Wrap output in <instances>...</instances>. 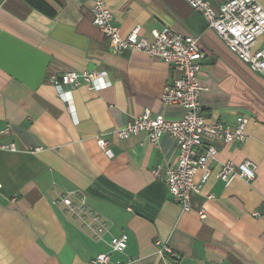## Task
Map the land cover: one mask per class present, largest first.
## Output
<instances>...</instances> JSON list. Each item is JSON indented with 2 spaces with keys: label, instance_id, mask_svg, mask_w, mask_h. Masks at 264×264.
Instances as JSON below:
<instances>
[{
  "label": "crops",
  "instance_id": "crops-1",
  "mask_svg": "<svg viewBox=\"0 0 264 264\" xmlns=\"http://www.w3.org/2000/svg\"><path fill=\"white\" fill-rule=\"evenodd\" d=\"M95 1L0 0V131L7 129L2 141L16 147L0 151V264H90L105 252L104 242L54 204L72 192L106 225L105 242L127 235L114 260L264 264V78L232 55L183 0H101L122 37L134 26L149 42L151 31L162 28L197 37L204 117L230 127L239 115L249 119L246 141L218 146L216 164L250 160L254 180L225 186L213 178L200 193L190 192L184 212L152 174L175 164L172 138L164 135L152 146L144 133L126 140L115 135L144 111L179 119V107L160 101L179 75L141 52H111L92 23ZM207 1L217 8L229 0ZM255 1L264 10V0ZM254 49H264V34ZM84 71L104 72L109 87L79 86L70 99H60L52 81ZM98 137L111 156L98 148ZM156 240L175 253V262Z\"/></svg>",
  "mask_w": 264,
  "mask_h": 264
},
{
  "label": "built area",
  "instance_id": "built-area-1",
  "mask_svg": "<svg viewBox=\"0 0 264 264\" xmlns=\"http://www.w3.org/2000/svg\"><path fill=\"white\" fill-rule=\"evenodd\" d=\"M193 11L203 18L206 28L212 31L225 48L234 55L249 71L264 78V49L255 50L254 44L264 34V10L255 0H229L214 8L207 0H183ZM93 25L106 37L108 49L116 54L126 50L141 52L150 58L159 59L168 68L179 75L172 83L163 88L160 101L165 106L181 109V117L167 120L161 115H151L149 111L115 131L120 140L144 133L146 141L154 146L164 135H169L176 147L177 157L174 165L165 169L155 168L152 174L165 183L173 201L182 211L190 210V192L200 193L211 179H216L228 186L234 179L251 182L255 178L256 165L245 160L239 164L226 161L216 164L218 146L240 145L247 139L245 127L249 119L239 115L233 127L219 120L211 121L204 117L199 94L202 90L199 82L200 58L198 38L182 36L169 28L152 30V41L139 35L140 27L134 26L130 33L122 37L119 28L113 23V15L107 5L96 0L92 6ZM106 74L101 71L67 72L52 81L56 95L62 100L72 96V90L85 86L93 91L108 88ZM8 130L0 131V151L15 152L12 142L2 138ZM96 144L108 156L111 152L107 142L98 137ZM197 177V179H196ZM212 196H207L211 199ZM55 205L61 206L64 212L78 220L97 242H104L105 252L96 254L90 264H127L114 260L113 254H121L127 247L128 237L125 234L112 236L105 242L103 235L106 225L91 211L85 197L79 192L66 193L60 196ZM200 219L205 218L203 209L197 211ZM159 252L171 261L177 257L160 240L154 241Z\"/></svg>",
  "mask_w": 264,
  "mask_h": 264
}]
</instances>
